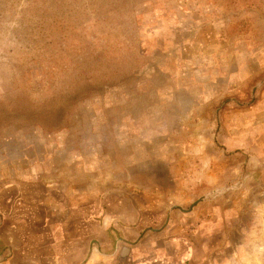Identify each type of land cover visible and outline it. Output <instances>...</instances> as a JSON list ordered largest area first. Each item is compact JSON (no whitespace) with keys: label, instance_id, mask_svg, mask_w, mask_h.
I'll list each match as a JSON object with an SVG mask.
<instances>
[{"label":"rangeland","instance_id":"374dc122","mask_svg":"<svg viewBox=\"0 0 264 264\" xmlns=\"http://www.w3.org/2000/svg\"><path fill=\"white\" fill-rule=\"evenodd\" d=\"M73 182L147 216L94 264H264V0H0V214Z\"/></svg>","mask_w":264,"mask_h":264},{"label":"crops","instance_id":"0c3cea01","mask_svg":"<svg viewBox=\"0 0 264 264\" xmlns=\"http://www.w3.org/2000/svg\"><path fill=\"white\" fill-rule=\"evenodd\" d=\"M210 102L199 110L205 121ZM163 165L178 186L180 172ZM38 189L37 199L27 202L22 195L17 206L0 214V264H94L113 254L118 241L128 245L146 236L144 206L134 197L127 201L125 190L110 193L74 182Z\"/></svg>","mask_w":264,"mask_h":264},{"label":"water","instance_id":"95a60500","mask_svg":"<svg viewBox=\"0 0 264 264\" xmlns=\"http://www.w3.org/2000/svg\"><path fill=\"white\" fill-rule=\"evenodd\" d=\"M196 202H197V201H196ZM193 205H194V204H192V205L189 207V209H191ZM127 251H128V248H125V247H124V248L122 249V252H121V255H120V259H121V260L124 259V257H125V255H126Z\"/></svg>","mask_w":264,"mask_h":264}]
</instances>
